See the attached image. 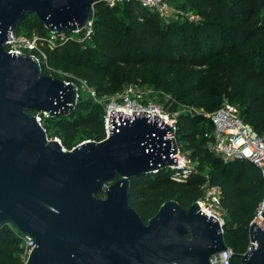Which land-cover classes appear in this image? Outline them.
I'll list each match as a JSON object with an SVG mask.
<instances>
[{
	"label": "water",
	"instance_id": "95a60500",
	"mask_svg": "<svg viewBox=\"0 0 264 264\" xmlns=\"http://www.w3.org/2000/svg\"><path fill=\"white\" fill-rule=\"evenodd\" d=\"M97 1L0 0V224L33 237L26 264H209L226 243L196 201L165 200L146 223L128 202L132 177L176 164V139L165 137L173 127L146 111H115L116 119L112 109L106 138L65 149L34 113L69 114L75 86L5 49L27 14L48 31L82 29ZM260 216L239 264H264V209Z\"/></svg>",
	"mask_w": 264,
	"mask_h": 264
},
{
	"label": "trees",
	"instance_id": "16d2710c",
	"mask_svg": "<svg viewBox=\"0 0 264 264\" xmlns=\"http://www.w3.org/2000/svg\"><path fill=\"white\" fill-rule=\"evenodd\" d=\"M180 1L196 19L164 21L135 0L112 6L97 1L88 41L57 43L45 49L46 59L50 67L71 78L53 76L85 81L101 94L113 95L126 84L147 85L165 109L177 113L176 142L184 143L194 170L186 177L171 169L132 177L128 202L146 223L165 200L188 207L202 196L204 182L218 186L227 216L222 229L232 250L230 264H239L249 247V223L264 196V179L249 160L224 162L208 150L203 131L210 124L204 113L224 100L238 104L243 120L264 135V18L259 13L264 0ZM22 23L28 32H47L34 14H27ZM42 72L49 75L45 69ZM103 116L101 103L79 96L69 114H39L47 137L52 134L65 149L85 139L102 140ZM21 252L16 231L2 222L0 264H21Z\"/></svg>",
	"mask_w": 264,
	"mask_h": 264
},
{
	"label": "built area",
	"instance_id": "2783aa9c",
	"mask_svg": "<svg viewBox=\"0 0 264 264\" xmlns=\"http://www.w3.org/2000/svg\"><path fill=\"white\" fill-rule=\"evenodd\" d=\"M107 5H115L121 2L130 0H101ZM141 6L150 9L157 13L164 21L176 19L177 17H187L189 20L196 19V15L192 11L183 13L176 11L168 0H135ZM92 32V16L90 20L86 22L82 29H75L71 31H48L40 34L32 30L30 32H20L19 29H13L10 31V37L7 39L5 49L8 53H25L33 56L42 69H45L49 75L53 73H59V70L50 67L46 59V48H52L57 43H61L68 39H73L79 43H86ZM67 75V73H66ZM71 82L77 91L78 85L82 83L83 89H86L94 95V92L86 84L85 81H78L75 84ZM135 84H126L123 86L121 92L116 93L109 103L104 104V116H103V128L106 138L110 130L108 129V120L110 111L113 109L116 119L117 115L115 111H122L125 113H132V111H146L151 116L153 121V115H157L163 120L162 125L168 124L173 127L172 135H165V137H173L176 139V114L165 109L161 104L151 102L145 99L144 90L137 88ZM95 100V98H94ZM96 101V100H95ZM187 111L196 112V110L188 108ZM35 117L40 123L39 112H35ZM45 114V113H43ZM46 115V114H45ZM204 117L210 124V127L203 131V137L206 139V146L209 151L218 156L224 162L234 159H247L249 160L260 172L261 177L264 179V135H260L252 128V126L245 122L241 116V109L238 104L231 103L224 100L221 105L211 111L204 113ZM48 138V137H47ZM103 138V139H104ZM59 143L60 140L56 137ZM83 143V142H82ZM61 144V143H60ZM81 144V143H79ZM77 144V145H79ZM75 147V146H74ZM177 151L171 154L172 157H177L176 164H173L170 169L180 177H186L195 168V164L189 159L187 155L181 152L179 145L177 144ZM73 148V147H72ZM199 210L208 216L215 217L219 225L223 226L224 219L222 216L221 207V189L215 185H209L206 182L203 188L202 196L196 200ZM264 209V196L260 201L254 220L260 218L259 225H262V217L260 216ZM9 225L16 231L17 235L23 242L22 252L20 257L22 259L21 264H26L27 257L31 249L34 247V239L31 236L20 233L10 222ZM223 231V229H222ZM249 247L243 254L250 250ZM242 254V255H243ZM232 250L226 245V248L217 253L209 256V264H230L231 263Z\"/></svg>",
	"mask_w": 264,
	"mask_h": 264
},
{
	"label": "rangeland",
	"instance_id": "374dc122",
	"mask_svg": "<svg viewBox=\"0 0 264 264\" xmlns=\"http://www.w3.org/2000/svg\"><path fill=\"white\" fill-rule=\"evenodd\" d=\"M170 2V5L176 10V11H181L183 13H186L188 11H190L187 7L186 8H182L180 5H181V1L180 0H174V1H169ZM259 13L260 15L264 18V5L262 4L260 7H259ZM178 18V17H177ZM18 29L20 30V32H25L27 31L24 24L21 23L20 25L17 26ZM63 71V70H59V73L58 75L61 76V77H70L71 78V75L69 73ZM75 84H77L76 82H74ZM107 84V82H103L102 83V87H104L105 85ZM139 89H143L144 90V93H145V99L148 100V101H151V102H156V103H159L161 104L158 100H159V97L157 96L156 92L149 86L147 85H137ZM78 89H79V92H78V96L81 97V98H92L96 101H98L99 103H101L103 106L104 104H107L109 103V101L111 100V98H113V96L116 94H113V95H106V94H101V90H96L94 87H90V89L94 92V95L91 94L90 91L86 90V89H83L84 87L82 86V83L77 86ZM121 91H119L120 93ZM118 93V92H117ZM162 105V104H161ZM36 114V113H35ZM40 114V113H39ZM38 114V115H39ZM43 114V113H42ZM45 115V114H44ZM47 116V114H46ZM52 135V134H51ZM49 135V137L51 139H53L54 137ZM88 139H85V141H87ZM84 140L82 142H85ZM80 142V143H82ZM79 144V143H77ZM179 148L181 150L182 153H184L185 155H187V152L185 151V149L183 148L184 146V143L183 142H180L179 144ZM76 146V145H75ZM233 161V160H232ZM238 166H235L234 167V172L236 171ZM165 170H168V168H165ZM206 185V182H204L200 187L201 189L203 190V188L205 187ZM222 212V216L223 218L226 220L227 219V216H226V213L225 211H221ZM20 247H24L23 246V242L22 240L20 239Z\"/></svg>",
	"mask_w": 264,
	"mask_h": 264
},
{
	"label": "bare ground",
	"instance_id": "6f19581e",
	"mask_svg": "<svg viewBox=\"0 0 264 264\" xmlns=\"http://www.w3.org/2000/svg\"><path fill=\"white\" fill-rule=\"evenodd\" d=\"M256 223H260V218L258 217L256 220H255Z\"/></svg>",
	"mask_w": 264,
	"mask_h": 264
}]
</instances>
